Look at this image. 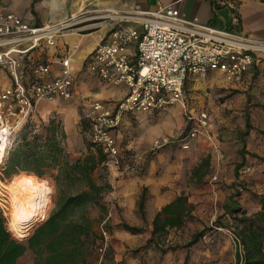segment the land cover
Instances as JSON below:
<instances>
[{"label":"crops","instance_id":"crops-1","mask_svg":"<svg viewBox=\"0 0 264 264\" xmlns=\"http://www.w3.org/2000/svg\"><path fill=\"white\" fill-rule=\"evenodd\" d=\"M167 5L187 20L220 30L237 28L264 40V0H0V14L14 13L33 26L76 16L88 18L74 31L56 38L54 46L30 53V58L49 65L48 78L57 76L62 70L61 61L70 56L72 97L37 105L31 123L20 125L10 137L0 175L4 176L3 169H7L4 178L9 180L21 174L41 180L22 171L29 168L26 159L34 136L41 139L43 154L48 153L50 143L59 148L55 160L48 159V165L42 168V177L47 180H55L68 169L67 164L83 161L90 153L87 121L92 104L100 102L112 110L128 93L124 85L105 82L87 71L88 59L98 41L108 39L118 23L101 16L107 10L155 11ZM127 24L133 25H124ZM127 54L133 57L134 44L128 47ZM26 64L24 60L22 71ZM11 84L8 71L0 66V91ZM183 97L185 108L176 103L161 111L123 116L114 138L123 152L124 165L131 156L134 158V171L113 180L105 171L104 176L98 175V164L92 174L110 186L103 201L108 207L107 225L111 230L107 239L115 250V261L123 258L124 264H236L237 248L227 234L229 212L239 209L252 216L261 210L264 56L257 57L241 83L227 82L217 71L206 77L188 76ZM185 109L194 117L206 112L208 127L207 133L189 140L188 147L182 148L177 140L189 128ZM157 142L161 146L153 151ZM245 166H251L252 172L243 176ZM213 176L217 177L215 182ZM41 181L48 185L46 180ZM238 184L245 185V191L237 192ZM181 196L192 206L182 225L167 228L150 242L155 216ZM122 223L142 231L130 233L120 227ZM202 231V237L188 246L193 236Z\"/></svg>","mask_w":264,"mask_h":264},{"label":"built area","instance_id":"built-area-1","mask_svg":"<svg viewBox=\"0 0 264 264\" xmlns=\"http://www.w3.org/2000/svg\"><path fill=\"white\" fill-rule=\"evenodd\" d=\"M101 17L118 23L108 39L98 41L88 59L87 71L105 82L124 85L128 93L112 110L100 102L92 104L87 121L89 150L94 155L98 152L103 155L99 166L113 180L135 170L132 156L124 165L123 152L114 138V131L120 127L125 114L152 113L176 103L185 108L183 88L188 76L206 77L217 71L227 82L241 83L257 57L264 56V40L237 28L220 30L187 20L170 5L159 6L155 11L107 10ZM87 19L76 16L33 26L14 13L0 14V66L12 80L10 86L0 91V131L5 135L0 164L10 137L20 125L33 118L40 102L72 97L74 79L70 56L61 61L60 73L48 78L49 65L30 58V53L54 46L56 38L74 31ZM132 44L135 54L130 57L127 49ZM24 60L27 64L22 71ZM185 116L189 128L177 140L182 148L188 147L189 140L207 133L208 127L206 112L194 117L186 110ZM160 146L157 142L152 150ZM250 172L251 166L241 170L243 176ZM216 180L213 176L212 182ZM236 191L243 192V186L238 184ZM102 233L106 239L107 233L103 230ZM227 234L237 252H244L234 229L228 228Z\"/></svg>","mask_w":264,"mask_h":264},{"label":"trees","instance_id":"trees-1","mask_svg":"<svg viewBox=\"0 0 264 264\" xmlns=\"http://www.w3.org/2000/svg\"><path fill=\"white\" fill-rule=\"evenodd\" d=\"M31 121L28 119L26 122L29 125ZM39 140L38 136L33 137L26 159L29 168H22V171L42 177V168L48 165V159L55 160L59 148L50 143L48 153L43 154ZM90 153L83 161L67 164L68 169L55 178L57 185L64 186H58L54 207L24 240L12 237L0 209V264H19L22 258L29 256L32 261L25 264H95L100 257L109 256L113 246L107 239L111 229L107 225L108 207L103 201V194L110 186L105 180L92 177L103 155L100 152L97 155ZM3 170L4 176L0 175V179L6 180L4 177L9 170ZM242 186L245 191V185ZM261 203V210L252 217L239 209L229 212L231 221L227 223V228L234 229L244 250L236 252V264H264V196ZM191 209L183 196L162 208L154 218L150 242L155 235L166 232L167 228L181 226L184 215ZM235 213L238 214L233 216ZM239 214L241 216H237ZM120 227L130 233L142 231V228L126 223L120 224ZM102 230L107 233L106 239ZM202 235L203 231L195 234L188 246Z\"/></svg>","mask_w":264,"mask_h":264},{"label":"bare ground","instance_id":"bare-ground-1","mask_svg":"<svg viewBox=\"0 0 264 264\" xmlns=\"http://www.w3.org/2000/svg\"><path fill=\"white\" fill-rule=\"evenodd\" d=\"M4 140V132L0 131V144L4 145ZM7 186L12 208L9 229L14 236L24 239L30 228L44 218L51 187L45 181L23 174L10 179Z\"/></svg>","mask_w":264,"mask_h":264},{"label":"rangeland","instance_id":"rangeland-1","mask_svg":"<svg viewBox=\"0 0 264 264\" xmlns=\"http://www.w3.org/2000/svg\"><path fill=\"white\" fill-rule=\"evenodd\" d=\"M89 146V145H88ZM98 175L99 176H101V175H103L104 176V170L101 168V167H99V171H98ZM28 176V175H27ZM33 177V176H32ZM35 178V177H34ZM39 179H41V180H46L47 181V183H48V185L51 187V194H50V203H49V206H48V208H47V212L45 213V216H44V218L42 219V220H40V222H37V223H35L31 228H30V230L28 231V234H27V236L25 237V238H27L31 233H32V231H33V229L35 228V227H37L40 223H42L46 218H47V216H48V214L50 213V211L53 209V207H54V202H55V199H56V194H57V189H58V186L60 187H62V186H64V185H62V184H59V185H57L56 184V181L55 180H47V178H44V177H38ZM8 181H9V178H7L6 180H1L0 179V203L2 204V205H0V209H1V211H2V213H3V215H4V217H5V221H6V228H7V230L10 232V234L12 235V237H14V238H16V239H18V240H20V241H22V240H24V239H20V238H18V237H16V236H14V234L11 232V230L9 229L10 227H9V220H10V218H11V210H12V208H11V202H10V193H9V191H8V186H7V183H8ZM10 205V206H9ZM119 214V213H118ZM93 215H95V211H93ZM250 217H252V216H250ZM237 228V230H238V227H236ZM110 239H108V242H110L109 241ZM112 249V251L111 252H109V256H107V257H100L99 259H97V262L95 263V264H124L125 263V261H124V259L123 258H118L117 259V261H115V259H114V248L112 247L111 248ZM32 261V257H24V258H22L20 261H19V264H25V263H30Z\"/></svg>","mask_w":264,"mask_h":264},{"label":"snow or ice","instance_id":"snow-or-ice-1","mask_svg":"<svg viewBox=\"0 0 264 264\" xmlns=\"http://www.w3.org/2000/svg\"><path fill=\"white\" fill-rule=\"evenodd\" d=\"M4 131H7V130L5 129ZM2 152H3V145L0 144V154H2Z\"/></svg>","mask_w":264,"mask_h":264}]
</instances>
